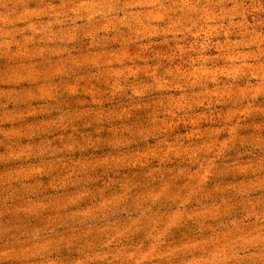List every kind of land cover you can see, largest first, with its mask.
<instances>
[{
  "label": "rangeland",
  "instance_id": "1",
  "mask_svg": "<svg viewBox=\"0 0 264 264\" xmlns=\"http://www.w3.org/2000/svg\"><path fill=\"white\" fill-rule=\"evenodd\" d=\"M0 264H264V0H0Z\"/></svg>",
  "mask_w": 264,
  "mask_h": 264
}]
</instances>
